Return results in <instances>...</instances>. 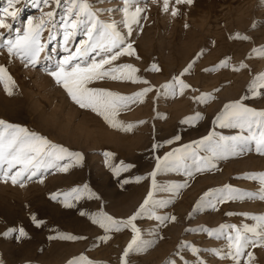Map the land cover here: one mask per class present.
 <instances>
[{"label":"rangeland","instance_id":"1","mask_svg":"<svg viewBox=\"0 0 264 264\" xmlns=\"http://www.w3.org/2000/svg\"><path fill=\"white\" fill-rule=\"evenodd\" d=\"M93 3L97 8L115 9L113 13H102V18L120 21L122 14L119 9L123 0H93ZM6 6L7 0H0V9ZM63 7L64 0L61 8L57 9V19ZM15 8L16 17L6 18L11 28H0V32L6 36L13 34L18 28L22 30L29 17L38 18L42 11L50 10V6L45 7L43 4L34 6L33 0H17ZM182 13L172 17L169 13L161 11L158 5H152L148 13L149 19L141 21L144 25L143 31L139 35L135 31L133 33L135 47L141 59L125 56L120 58V62L135 64L141 69V75L159 85L170 79L173 74H178L196 52L205 48L207 51L197 61L193 72L186 74L184 78L200 91L220 88L216 93L217 98L207 104H201L194 101L191 98L193 93L188 91L182 98L166 100L161 97L154 102L152 97L155 93L149 94L146 102L120 114V118L126 121H147L130 133L109 128L94 114L82 111L73 104L63 89L56 86L51 77L41 71V67L46 63L43 58L37 68L24 69L18 60H9L6 52H0V64L8 68L18 85V90L13 95H8L0 84V119L46 134L74 151L83 152L85 157L82 166H74L68 173L48 175L44 183L30 181L25 187H20L10 182H0V234L11 227H23L28 233L27 237L20 240L15 238L16 233L7 237L0 235V259L4 264H66L68 259L81 252L89 258L107 261V264H119L122 249L131 238L130 230H124L109 243L93 248L90 246L91 242L96 235L101 234V230L86 217L80 216L77 209H65L58 202L51 200L49 194L87 182L100 194L106 211L117 216L130 215L147 194L150 181H132L123 187L120 181L150 172L155 166L156 155L162 156L172 147L199 139L213 130L212 119L228 101L245 96L244 103L257 109L264 108V98L252 97L247 91L251 79L264 71V57L249 55L253 47L264 45V0H195L194 5L182 7ZM185 22L190 27L185 28ZM236 31L248 35L250 39H231L230 36ZM81 38L78 35L71 42L72 50ZM43 39L49 40L47 32ZM59 41L60 37L50 41L46 52L52 54L51 49L55 46V55H63V50L58 46ZM225 56H231L233 63L244 60L249 67L239 72H234L231 68L214 72L204 71ZM153 62L160 65L161 72L144 71ZM97 83L125 93L140 86L110 80ZM157 111L165 113L166 116L157 117ZM196 112H201L203 119L192 125L181 123L185 116L194 115ZM215 130L229 136L239 132V129L220 128L218 125ZM173 135H180L181 140L172 145L164 144L163 148L155 151L152 149L153 143H163ZM105 150L115 153L111 158L114 165L124 161L134 164L135 167L122 172L119 177L114 176L104 163ZM245 172H264V155L256 153L254 145L252 151L220 162L218 170L198 175L190 187L183 190L173 206L161 209L162 212H174L179 216V221L164 228V239L147 253L132 254L131 264H166V260L174 257L176 246L182 240L194 242L202 248L219 247L226 243L223 238L218 240L206 233L185 232L188 227H217L221 223L238 226L244 223L254 224L251 216L245 217L239 213L264 214V200L258 198L228 201L220 205L217 211L205 210L191 218L187 216L195 201L209 187L228 183L256 191L260 187L259 181L244 178L242 174ZM157 179L162 182L179 181L182 174L162 173ZM101 201L83 199L77 208L96 211ZM228 212L237 214L226 215ZM32 213L45 223L37 227L31 219ZM136 223L147 238L156 221L139 218ZM56 229L85 235L88 239L49 240L48 236ZM252 251L256 255L257 264H264V249L257 248ZM184 255L190 261L195 259L191 252L185 251ZM201 255L209 264H231L230 260H222L209 253Z\"/></svg>","mask_w":264,"mask_h":264},{"label":"snow or ice","instance_id":"2","mask_svg":"<svg viewBox=\"0 0 264 264\" xmlns=\"http://www.w3.org/2000/svg\"><path fill=\"white\" fill-rule=\"evenodd\" d=\"M16 2L17 0H7V6L0 9V28H11L6 18L16 17ZM194 3L195 0H123L119 9L122 16L117 22L115 19L102 18V13H113L115 9L94 7L93 0H64L59 19L57 9L61 8L62 0H33L34 6L39 7L43 4L45 7L50 6V10L42 11L38 18L29 17L23 29L18 28L13 34L6 36L0 32V52H6L9 60H18L24 69L37 68L43 58L46 63L41 67V71L51 77L56 86L63 89L73 104L82 111L91 112L109 128L130 133L147 121L143 119L126 121L120 118V114L130 111L139 103L146 102L149 94L155 93L152 97L154 102L161 97L166 100L182 98L188 91L193 93L191 98L201 104H207L217 98L216 93L220 88L200 91L184 78L186 74L193 72L197 61L207 51L205 48L196 52L178 74H173L170 79L159 85L141 75V69L135 64L120 62V58L125 56L141 59L135 47L133 33L135 31L139 35L143 31L144 25L141 21L149 19L148 13L152 5H158L161 11L177 17L183 14L182 7L192 6ZM184 27L188 28L190 25L185 22ZM45 32L49 40L43 39ZM78 35L82 38L72 50L70 44ZM57 37H60L58 46L64 52L60 56L55 55L57 52L55 46L51 49L52 54L46 52L48 43L55 41ZM230 38L250 39L248 35L239 31L233 33ZM249 55L264 57V45L253 47ZM248 67L244 60L233 63L231 56H225L204 71L214 72L231 68L232 71L239 72ZM144 71L161 72L162 69L158 63L153 62ZM106 80L130 82L140 86L125 93L97 83ZM0 84L8 95H13L18 90L16 80L3 64H0ZM247 91L252 97L264 98V71L251 79ZM245 99V96H241L225 103L212 119L213 130L206 135L180 144L179 147H172L162 156L156 155L155 166L150 172L120 181L122 187L132 181L137 183L150 181L147 194L130 215L117 216L106 211L100 194L87 182L63 191L51 192L50 199L65 209H77L80 216L86 217L101 230V234L96 235L91 242L90 246L93 248L109 243L124 230H130L131 238L122 249L119 264H131L132 254L147 253L164 239L163 229L179 221V216L174 212L160 210L173 206L181 197L183 190L189 188L198 175L218 170L220 162L252 151L253 145L256 153L264 155V108L251 107L244 103ZM156 116L164 118L166 114L157 111ZM201 119L203 114L196 112L194 115L185 116L181 123L192 125ZM217 125L220 128L239 129V132L230 136L223 135L215 130ZM180 140V135H173L163 143H153L152 149L155 151L163 148L164 144L172 145ZM103 156L105 165L116 177L135 167L134 164L124 161L114 165L111 158L115 153L111 151L105 150ZM84 159L83 152L74 151L63 143L52 140L46 134L0 119V182H10L20 187H25L30 181L44 183L46 176L68 173L70 168L82 166ZM168 172H179L182 179L164 182L157 179L159 174ZM242 176L249 180H258L260 187L256 191L228 183L209 187L195 201L191 211L187 213L188 218L205 210L217 211L220 205L228 201L245 198L264 200V172H245ZM161 193L168 195H159ZM83 199H95L101 201V205L96 211L77 208ZM235 214L237 213H226ZM239 215L251 216L255 223H244L240 226L221 223L217 227L197 225L185 228V232L206 233L218 240L223 238L226 243L219 247L202 248L194 242L182 240L176 246L174 257L166 260V264H209L202 253H209L222 260L228 259L231 264H257L252 249H264V214L242 212ZM139 218L156 221L147 238L136 223ZM31 219L37 227L45 223L44 220L37 218L35 213L31 214ZM13 233H16L17 240L28 236L23 227L8 228L0 235L7 237ZM48 239L81 241L88 237L56 229ZM185 251L191 252L195 259L191 261L186 259ZM0 264H4L2 259ZM66 264H107V261L89 258L81 252L68 259Z\"/></svg>","mask_w":264,"mask_h":264},{"label":"bare ground","instance_id":"3","mask_svg":"<svg viewBox=\"0 0 264 264\" xmlns=\"http://www.w3.org/2000/svg\"><path fill=\"white\" fill-rule=\"evenodd\" d=\"M246 48V47H245Z\"/></svg>","mask_w":264,"mask_h":264}]
</instances>
